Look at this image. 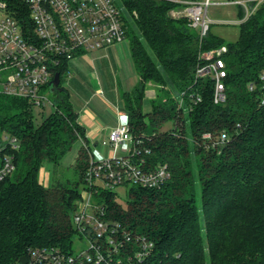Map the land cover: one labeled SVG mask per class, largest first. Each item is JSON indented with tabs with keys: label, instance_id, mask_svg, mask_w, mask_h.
Listing matches in <instances>:
<instances>
[{
	"label": "trees",
	"instance_id": "16d2710c",
	"mask_svg": "<svg viewBox=\"0 0 264 264\" xmlns=\"http://www.w3.org/2000/svg\"><path fill=\"white\" fill-rule=\"evenodd\" d=\"M138 82L123 94L134 135L151 137L143 154L148 165H167L170 180L160 189L138 186L121 192L101 189L94 199L108 216L155 243L147 264H264V105L259 77L264 71V1L240 26L236 41L210 30L200 39L185 18L170 11L169 0H120ZM25 14V13H24ZM27 16V12H26ZM239 16H244L239 9ZM227 47V99L214 102L212 80L196 76L202 53ZM63 60L54 69L62 91L55 90L56 111L40 125L23 98L0 93V131L17 138L15 172L0 183V264H19L29 250H71L76 231L72 216L85 188L89 165L87 129L79 121L63 86L70 71ZM256 84L250 91L249 84ZM158 96L144 112L150 85ZM50 91V86H47ZM202 100L195 104L194 97ZM183 98V106L180 100ZM175 124L170 132L163 130ZM177 132L174 133V131ZM223 132L228 141L206 148L203 135ZM83 141L75 169L78 178H58L57 170L73 146ZM54 165L53 182L42 184L41 168Z\"/></svg>",
	"mask_w": 264,
	"mask_h": 264
},
{
	"label": "built area",
	"instance_id": "2783aa9c",
	"mask_svg": "<svg viewBox=\"0 0 264 264\" xmlns=\"http://www.w3.org/2000/svg\"><path fill=\"white\" fill-rule=\"evenodd\" d=\"M169 1L180 5L170 11V16L185 18L203 39L211 30L213 21L208 10L212 5H234L243 9V17L225 22L241 26L264 0ZM123 13L125 6L120 0H0V93L23 98L33 108H45L49 100L47 86L55 78L54 69L63 60L71 61L84 52L125 43L128 36ZM226 51L227 47L223 46L202 53L203 64L196 71L198 79L213 81L216 104L225 103L227 99ZM259 81L263 91L261 103L264 105V71ZM255 88L256 84H249L250 91ZM201 100L200 95L193 99L195 104ZM0 133L4 134L0 137L1 183L16 170L13 157L6 150H17L19 142L8 132ZM146 139L150 141L151 137L133 134L129 120L120 121L110 131L105 143L110 147L109 156L99 152L101 157L98 159L90 149L86 185L72 216L76 235L71 250L32 248L26 264L148 263L154 255L155 243L110 218L106 206L94 199L95 193L101 189L111 192H118L117 188L127 191L134 186L160 189L170 180L171 172L167 165H148L143 156L151 153L144 146ZM227 141L226 132L217 138L207 133L203 135L202 144L208 149H218ZM76 244L80 246L79 251L74 249Z\"/></svg>",
	"mask_w": 264,
	"mask_h": 264
},
{
	"label": "rangeland",
	"instance_id": "374dc122",
	"mask_svg": "<svg viewBox=\"0 0 264 264\" xmlns=\"http://www.w3.org/2000/svg\"><path fill=\"white\" fill-rule=\"evenodd\" d=\"M118 4L120 5L119 2ZM123 15H126V13H123ZM208 16L213 21L211 24V32L213 34L225 39L228 42H234L238 39L240 34V26L233 23H225L228 21L238 20V6L212 5L208 10ZM196 32L198 31L196 30ZM129 42L130 39L129 37H127L125 44H129ZM107 52L108 51H87L80 54L75 59L70 61V71L63 77V86L65 89L71 92V101L76 111L80 114H83V112L88 109L98 112L100 115H102L103 118L105 116L109 117L108 115L110 114L105 111L107 107H112V105L121 106L122 104V100L119 95L120 92L117 89L118 82L120 81L122 83V87L120 90L121 92L131 90L135 83L136 77L133 72L128 74L124 71L125 73H123L122 71H120L119 65L112 62L110 58L100 57L102 54ZM98 75L106 78L109 82H111V86H109V84L104 85V90L102 94L99 95L97 94V87L94 81V78ZM148 90H150L151 92V98L150 100L147 98V100L145 101V109H148L152 101L158 96L157 89L153 84L150 85ZM47 95L49 97V100L47 101L46 107L43 109H33V120L36 125H40L45 118L56 111V106L54 105V94L51 91H48ZM97 108L100 110L98 111ZM122 109V111H124V108ZM174 127L175 124L173 122H169L163 128V130L171 132ZM175 132H177V130H175L174 133ZM3 136L4 134L0 133V137L2 138ZM105 138L106 139L104 140V143L101 141L99 142L98 146L93 145V141L91 142V140H89L88 148L91 149V153L94 154V156L98 159L101 157L99 152H102L103 156L110 155V147L105 144L108 140L107 135L105 136ZM83 146H86L85 143L83 144L81 141L77 142L73 146L72 150L63 158L60 167L57 170L58 178H70L71 180H76L78 178V172L75 169V166L77 164L79 151L81 148H83ZM49 164L46 163L41 168L42 179H44L45 176L49 173ZM50 169L52 171L53 182L54 165L50 167ZM117 191L121 192L119 196H122V201L125 202L127 198L124 193H122L123 189L117 188ZM79 247L80 246L76 244L74 246L75 251H79Z\"/></svg>",
	"mask_w": 264,
	"mask_h": 264
},
{
	"label": "crops",
	"instance_id": "0c3cea01",
	"mask_svg": "<svg viewBox=\"0 0 264 264\" xmlns=\"http://www.w3.org/2000/svg\"><path fill=\"white\" fill-rule=\"evenodd\" d=\"M94 51H108L107 53H109V54L104 53L100 57L110 58V60L112 62L119 65L120 71H122L123 73L126 72L128 74L133 72V74L136 77V80H135V83H134L132 89L128 90V91L121 92L120 90L122 87V83L120 81L118 82L117 89L120 92L119 95H120V98L122 100V104H121V106H118V105L114 106L111 104L112 107H107V109L105 111L110 114V115H108L109 117L105 116L103 118L102 115H100L98 112L91 111L88 109H86L83 112V114H80L79 112L76 111L79 114L80 123L83 126H85L87 129L88 140H91V142L93 141V143H94L93 145L98 146L99 142L102 141L104 143V140L106 139L105 136L107 135V138H108L110 131L113 128H115L119 124L120 121H127L129 119L128 113L125 111V104L123 102L122 97H123L124 93L132 92V90L134 89L135 85L138 82V74L136 73V70H135L136 68H135L134 62H133L132 57H131V51H130L129 44L123 43L120 45L109 46V47H106V48H103L100 50H94ZM94 81H95V85L97 87V94L98 95L102 94V92L104 90V85L109 84V86H111V82H109L106 78H104L100 75L96 76L94 78ZM126 81H127V79H126ZM69 93L71 95V100H72V94L70 91H69ZM147 98L149 100L151 98L150 90L147 91V95H146V99L144 100V104H145V101L147 100ZM122 108H124V111H122L123 110ZM99 110L100 109H98V111ZM149 111H151V104H150L148 109L144 108V112L147 113ZM47 164H49V163H47ZM51 165L52 164H49L50 167L53 166V165L52 166ZM50 167H48L49 173L45 176L44 179H42L40 176L42 184H44L46 187H49L52 184V171H51Z\"/></svg>",
	"mask_w": 264,
	"mask_h": 264
},
{
	"label": "water",
	"instance_id": "95a60500",
	"mask_svg": "<svg viewBox=\"0 0 264 264\" xmlns=\"http://www.w3.org/2000/svg\"><path fill=\"white\" fill-rule=\"evenodd\" d=\"M60 84H61V78H60V74L57 73L55 75V78L51 81L50 83V91L53 93L55 90H59V91H62V87H60ZM21 263L22 264H26L27 263V257L26 256H23L21 258Z\"/></svg>",
	"mask_w": 264,
	"mask_h": 264
}]
</instances>
